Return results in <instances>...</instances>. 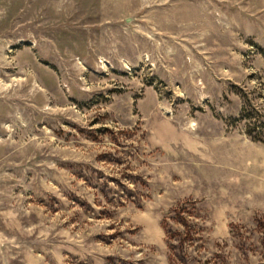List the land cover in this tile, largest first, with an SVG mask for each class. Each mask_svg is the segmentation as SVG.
Segmentation results:
<instances>
[{"label":"rangeland","instance_id":"374dc122","mask_svg":"<svg viewBox=\"0 0 264 264\" xmlns=\"http://www.w3.org/2000/svg\"><path fill=\"white\" fill-rule=\"evenodd\" d=\"M0 264H264V0H0Z\"/></svg>","mask_w":264,"mask_h":264}]
</instances>
